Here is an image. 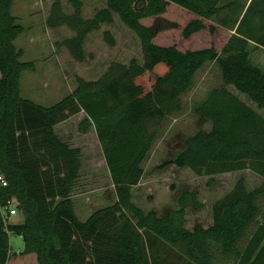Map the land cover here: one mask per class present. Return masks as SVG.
Listing matches in <instances>:
<instances>
[{
	"label": "trees",
	"instance_id": "obj_1",
	"mask_svg": "<svg viewBox=\"0 0 264 264\" xmlns=\"http://www.w3.org/2000/svg\"><path fill=\"white\" fill-rule=\"evenodd\" d=\"M16 1L0 0V174L8 181L0 193V264H264V182L250 191L240 180L214 204L213 226L193 232L186 209H203L197 193H183L180 209L164 217L145 213L132 196L157 139L153 128L181 110L180 99L212 62L226 87L195 108L212 130L188 138L159 169L210 178L251 170L264 180V117L227 88L264 110V71L250 56L251 44L264 48V0H108L92 19L84 18L81 0H72L71 15L55 3L48 25L75 33L66 45L79 62L90 33L118 15L139 37L146 63L114 64L98 81L79 79L76 91L52 107L22 97L23 75L36 65L23 62L16 46L26 32L13 15ZM105 40L116 45L110 31ZM74 117L82 118V134L95 132L118 199L85 223L72 200L85 153L59 132ZM12 200L23 224L4 222L1 209ZM11 233L25 238L21 257L11 253ZM167 250L186 262L162 261Z\"/></svg>",
	"mask_w": 264,
	"mask_h": 264
},
{
	"label": "rangeland",
	"instance_id": "obj_2",
	"mask_svg": "<svg viewBox=\"0 0 264 264\" xmlns=\"http://www.w3.org/2000/svg\"><path fill=\"white\" fill-rule=\"evenodd\" d=\"M81 1L84 18L92 19L97 12L107 8L108 0ZM231 1L233 0H228L229 3ZM246 1L248 0H243ZM57 2L62 5L64 13H74L72 0H17L14 4L13 15L17 18V24L26 29L16 41V46L24 51L23 62H33L36 65V72H26L23 75V98L44 107H52L76 91L79 79L98 81L114 64L129 65L132 60H137L141 65L146 63L139 37L118 15L114 16L112 25H104L99 31L90 33L85 43L86 59L79 62L66 45V41L73 38L75 33L66 26L53 29L48 25L52 7ZM223 18L224 15L215 21L221 22ZM107 31L114 36L115 46H110L105 40ZM185 43L188 42L185 41L182 46L185 47ZM206 43L208 45V41ZM250 48L252 63L264 69V48H257L254 44ZM224 87L226 85L218 64L208 63L196 76L194 88L180 99L181 110L153 128L157 139L143 165L145 176L132 189L134 204L145 213L156 212L159 216H165L180 209L179 199L183 193L195 192L203 209H186V228L191 232L198 228L209 229L214 223V204L232 192L240 180H245L250 191L263 184L264 180L251 170L210 178L198 177L189 169L175 166L159 169L185 148L188 138L199 132L212 130V123L202 120L195 108L212 90ZM227 88L264 117V110L259 109L246 95L233 87ZM74 118L77 121L62 126L59 132L67 142L85 153L83 177L73 202L78 218L86 222V216L113 207L118 199L106 164L103 163V154L96 142L95 132L82 134L78 127L82 118ZM260 205L264 211V199ZM11 222L17 223L18 219L11 218ZM9 237L11 253L21 257L25 251V238L13 233ZM159 258L166 262H186L173 250L162 252Z\"/></svg>",
	"mask_w": 264,
	"mask_h": 264
},
{
	"label": "built area",
	"instance_id": "obj_3",
	"mask_svg": "<svg viewBox=\"0 0 264 264\" xmlns=\"http://www.w3.org/2000/svg\"><path fill=\"white\" fill-rule=\"evenodd\" d=\"M8 187V181L7 179L0 174V193L3 189ZM2 214L3 219L6 225H19L23 224L25 221V217L18 209V204L16 200H12L10 203H8L6 206L2 207ZM11 218H17L18 222L13 223L11 222Z\"/></svg>",
	"mask_w": 264,
	"mask_h": 264
},
{
	"label": "crops",
	"instance_id": "obj_4",
	"mask_svg": "<svg viewBox=\"0 0 264 264\" xmlns=\"http://www.w3.org/2000/svg\"><path fill=\"white\" fill-rule=\"evenodd\" d=\"M217 23H218V22H217ZM219 23H220V22H219ZM233 33H234V32H233ZM251 45H252V44H251ZM256 47H257V48H260V49L262 48V47H258L257 45H256ZM250 52H251V51H250ZM250 56H251V59H252V57H253L252 53L250 54ZM252 61H253V60H252ZM261 67H262V65H261ZM262 70L264 71L263 67H262ZM72 200H74V197L72 198ZM93 214H94V213H93ZM93 214H89L90 216H89V215L86 216V217H88L87 221L91 218V216H92ZM165 216H166V215H165ZM159 217H164V216H159ZM87 221H86V222H87ZM81 222H83V221H81ZM83 223H85V222H83ZM210 228H211V227H210Z\"/></svg>",
	"mask_w": 264,
	"mask_h": 264
}]
</instances>
